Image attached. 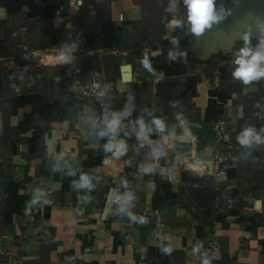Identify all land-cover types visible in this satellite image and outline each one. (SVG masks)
I'll list each match as a JSON object with an SVG mask.
<instances>
[{"label": "crops", "instance_id": "crops-1", "mask_svg": "<svg viewBox=\"0 0 264 264\" xmlns=\"http://www.w3.org/2000/svg\"><path fill=\"white\" fill-rule=\"evenodd\" d=\"M40 1L0 0V264H264V141L221 174L228 145L205 116L209 92L234 86L222 118L264 140V77L234 75L264 40V14L238 20L264 0H214L201 34L185 0H48L39 15ZM177 60L184 74L156 70ZM92 78L117 85L88 105L70 85Z\"/></svg>", "mask_w": 264, "mask_h": 264}, {"label": "built area", "instance_id": "built-area-1", "mask_svg": "<svg viewBox=\"0 0 264 264\" xmlns=\"http://www.w3.org/2000/svg\"><path fill=\"white\" fill-rule=\"evenodd\" d=\"M116 85L113 80L92 78L84 82L74 81L70 88L76 100L88 105H94L110 98L115 91ZM251 113L255 123L264 124V91H261L253 99ZM249 130L252 132V136L248 137L249 142L242 143L241 138ZM213 131L218 145H228L227 153L218 151L213 158L214 166L221 174L226 173L229 168L234 166L239 154L245 147H251L264 141L261 133L252 128L247 129L245 132L234 134L224 118L213 122ZM256 137H259V139H256ZM81 260V255H68L63 261L56 264H81Z\"/></svg>", "mask_w": 264, "mask_h": 264}, {"label": "clouds", "instance_id": "clouds-1", "mask_svg": "<svg viewBox=\"0 0 264 264\" xmlns=\"http://www.w3.org/2000/svg\"><path fill=\"white\" fill-rule=\"evenodd\" d=\"M188 7V19L192 25V32L195 34H201L206 28H210L213 21L218 20L219 17L214 14V0H185ZM179 23V22H177ZM239 65L234 75L236 77L242 78L245 83H248L259 77H264V46L260 51L253 52L249 48L241 49L238 59L235 61ZM118 121L113 120L111 122V127L115 129ZM160 125L159 121H156ZM252 136L251 130L244 134L241 138L242 143H248V137ZM259 139V137H256ZM109 148L118 147L123 148V144L108 145ZM83 183L88 184V178H83ZM119 199V198H118ZM207 264V262H205Z\"/></svg>", "mask_w": 264, "mask_h": 264}, {"label": "trees", "instance_id": "trees-1", "mask_svg": "<svg viewBox=\"0 0 264 264\" xmlns=\"http://www.w3.org/2000/svg\"><path fill=\"white\" fill-rule=\"evenodd\" d=\"M48 0H43L40 2H37V14L44 15L45 11L42 9L41 5L43 2H46ZM58 6L51 5L46 7V11L51 12V15H55L57 12ZM222 58V57H221ZM158 71L166 72V73H179L184 74L186 72V66L182 63L181 60H177L175 64H171L170 66H158L156 68ZM71 87V85H70ZM132 87H135L134 84L129 85V88L132 89ZM236 90L234 86H231L228 90H211L209 92L210 99L208 102V106L206 108V121L207 122H215L222 118L225 115V105L229 103L232 99V93ZM36 98L34 96L28 97V103H33ZM63 112L60 109L59 111L51 112L50 110L45 111L44 114L47 116H54L55 118L59 115H61ZM253 130H257L256 128H253ZM227 174L229 177H232L234 175V171L232 169L227 170ZM19 191V186L15 183H12L9 190V197L7 198V204H6V213H11L13 210L12 206L14 204L15 197L17 196ZM166 245H163L162 250L166 252Z\"/></svg>", "mask_w": 264, "mask_h": 264}, {"label": "water", "instance_id": "water-1", "mask_svg": "<svg viewBox=\"0 0 264 264\" xmlns=\"http://www.w3.org/2000/svg\"><path fill=\"white\" fill-rule=\"evenodd\" d=\"M264 14V2L259 3V6L255 9V15L249 17L240 18L238 21H255L258 24L260 17ZM127 70V69H126Z\"/></svg>", "mask_w": 264, "mask_h": 264}, {"label": "rangeland", "instance_id": "rangeland-1", "mask_svg": "<svg viewBox=\"0 0 264 264\" xmlns=\"http://www.w3.org/2000/svg\"><path fill=\"white\" fill-rule=\"evenodd\" d=\"M259 44H260V46H261V48H262V46H264V40L260 39Z\"/></svg>", "mask_w": 264, "mask_h": 264}]
</instances>
